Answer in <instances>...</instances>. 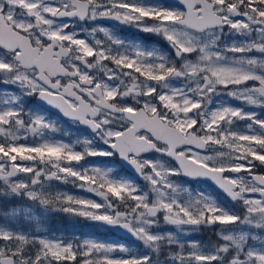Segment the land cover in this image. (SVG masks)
<instances>
[{
  "label": "snow or ice",
  "instance_id": "6c2138e0",
  "mask_svg": "<svg viewBox=\"0 0 264 264\" xmlns=\"http://www.w3.org/2000/svg\"><path fill=\"white\" fill-rule=\"evenodd\" d=\"M0 85V264H264V0H0Z\"/></svg>",
  "mask_w": 264,
  "mask_h": 264
},
{
  "label": "flooded vegetation",
  "instance_id": "af4514ba",
  "mask_svg": "<svg viewBox=\"0 0 264 264\" xmlns=\"http://www.w3.org/2000/svg\"><path fill=\"white\" fill-rule=\"evenodd\" d=\"M104 23H105V26L109 27L111 30L115 31L118 35L122 36L123 38H126L128 40H136V41H139L140 43H142V44H144V45H146L148 47H156V48L161 49L162 51L165 50V48H166V46H162L160 43H157V41H158L157 37H154V36H152L150 34L137 32L136 29L131 28V27H127V26H123V25H120V26H118L116 28H113L112 25H114L116 23L114 21L104 22ZM0 87H4V86L0 85ZM223 99L226 102L231 103L233 105L238 104L237 101L230 100L227 97H224ZM42 102L43 101H39L38 98H36V97H26L25 98V103H26V106H28V107H31V106L37 105V104H42ZM241 123H243V122H241ZM64 127H66L67 130L70 133V136L69 137H65V139H69L70 138V139L74 140L77 137H82V135H83L82 131H78L75 128H68L67 126H64ZM211 150H212V146H209L207 151L210 153ZM93 159H107V158H93ZM81 163H83V162H81ZM116 165L119 166V163H117ZM121 172L126 174V170H121ZM174 179H177V180L179 179L181 181H187L188 184H195L196 183V182L188 181L184 177L174 178ZM54 182H56V181H54ZM63 185L65 186L66 184H63ZM225 203L227 204V202H225ZM51 214L54 216L53 219H52L53 231H55V233L61 234V237L63 239L64 238H68L69 239V238H71V235H73L71 239H74V238H77V237H80V236L83 237L84 236L83 232L87 231L86 230V226L90 222L94 223V221L88 220V219H86L84 217H78V216H75V215H72V214H68V213L52 212ZM57 216H59L58 219L56 218ZM72 217L78 218V220L80 222L78 224V226L76 227V234H74V233L72 234L71 230L68 231V229H67L68 222L70 221V219ZM61 225L64 227L63 231L61 229ZM91 226H93V225H91ZM101 229H104V227L103 228L101 227ZM208 233H210L209 236L211 237L213 232L209 231ZM110 238H112L114 240H120L119 237L111 236Z\"/></svg>",
  "mask_w": 264,
  "mask_h": 264
},
{
  "label": "rangeland",
  "instance_id": "374dc122",
  "mask_svg": "<svg viewBox=\"0 0 264 264\" xmlns=\"http://www.w3.org/2000/svg\"><path fill=\"white\" fill-rule=\"evenodd\" d=\"M173 83H174V84H177V82H175V81H174ZM253 110H255V111H257V112H260V111H261L260 109H253ZM106 166H107V167H114V168H116L117 170L121 171L120 166H118V165H116V164H115V165H106ZM121 174L123 175L124 173L121 172ZM177 182H181V180L178 179ZM53 183L56 184V185H58V187H57L56 189H54V190H66V191H68V192H70V193H72V194L78 195V196H80V197H82V198H91V199H95V200H97V201H99V199H100V197L96 196L94 193H89V192H87V191H80V190H78V189H76V188H73L71 184H66V185L64 186L63 184H59L58 182H53ZM185 186L191 187V188L194 189V190L205 189V190L211 192V189L208 188V184L203 183V182H196L195 184H188V183H187ZM213 194L215 195V193H213ZM224 203H225V201H224ZM0 205H2V199H0ZM61 216H62V215H61ZM75 216H76V215H75ZM53 217H54V216H53L51 213L48 215V217H47V219H46V221H45V223H44V227L47 229V234H48V235H54V236L57 237V238H62V237H61V234L50 232V230L52 229L51 225H52V219H53ZM78 217H81V216H78ZM56 218L58 219L59 216H57ZM79 223H80V222H79L78 218H76V217H72V218L70 219V221L68 222V226H67L68 231L71 230V233H72V234H73V233L76 234V227L78 226ZM91 225H93V224L89 223V224L86 226V229H91V228L94 227V225H93V226H91ZM55 226H56V225H55ZM57 228H58V227H57ZM165 228L168 229V230H173V231H174V228H172L171 226H165ZM208 232H209L208 230H203V229H202V230H201L200 232H198V233H193L192 235H190L189 237H187V239L197 240V241H200L201 243L207 245V244H209L210 242H214V241L210 238V236H209L210 233H208ZM207 234H208V235H207ZM72 236H73V235H71V238H72ZM84 236H92V237H94V238H96V239L105 240V241H119V240H114V239H112V238L102 239V238H100V237H96V236H94V235H92V234H89L88 232H86ZM80 237H81V236H80ZM64 240H65V239H64ZM67 240H71V239H67ZM119 242L124 243V242H122V241H119ZM128 244H129V243H128ZM129 245L132 246V243H130Z\"/></svg>",
  "mask_w": 264,
  "mask_h": 264
},
{
  "label": "water",
  "instance_id": "95a60500",
  "mask_svg": "<svg viewBox=\"0 0 264 264\" xmlns=\"http://www.w3.org/2000/svg\"><path fill=\"white\" fill-rule=\"evenodd\" d=\"M44 102H42V104H43ZM186 179H188V180H197V179H194V178H189V177H185ZM202 180V179H201ZM208 183H212L211 181H207ZM96 223H98V224H101L100 222H96ZM101 225H103V224H101ZM104 226H106V225H104ZM106 227H108V226H106ZM109 228V227H108ZM114 233H116L117 235H119V236H122V237H124V238H126L125 237V234H124V232H123V230H115V229H111Z\"/></svg>",
  "mask_w": 264,
  "mask_h": 264
},
{
  "label": "trees",
  "instance_id": "16d2710c",
  "mask_svg": "<svg viewBox=\"0 0 264 264\" xmlns=\"http://www.w3.org/2000/svg\"><path fill=\"white\" fill-rule=\"evenodd\" d=\"M213 240H216V237H213Z\"/></svg>",
  "mask_w": 264,
  "mask_h": 264
}]
</instances>
